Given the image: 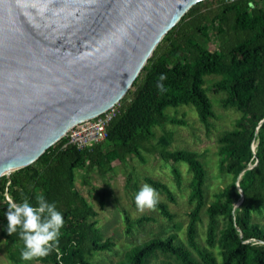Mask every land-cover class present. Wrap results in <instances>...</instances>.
<instances>
[{
    "label": "trees",
    "instance_id": "16d2710c",
    "mask_svg": "<svg viewBox=\"0 0 264 264\" xmlns=\"http://www.w3.org/2000/svg\"><path fill=\"white\" fill-rule=\"evenodd\" d=\"M215 2L205 13V20L196 14L193 6L163 37L122 98L121 111L108 126L102 142L91 150H77L66 145L62 138L31 165L13 172L9 178L0 177V224L7 243L24 247L19 229L11 235L7 232L9 206L25 199L36 206L37 197L43 196L62 213L64 227L59 237V254L53 251L48 257L38 259L41 264H92L89 262L92 252L110 250V241L101 243L96 237L90 222L95 211L75 190L74 171L96 169L104 175L112 170L114 161L122 164L133 156L144 162L141 151L154 138L153 128L166 123L184 125L182 120L165 114L169 107L192 106L199 121L209 130V120L214 118V113L203 88L204 78L219 76L220 80L210 90L214 94H225L221 101L223 108H234L242 113L235 130L219 138L220 166L232 176V181L205 211L208 217L206 245L210 249L218 246L221 261L196 242V226L206 204L205 171L198 155L184 150L167 151L165 142L160 139L159 157L165 162L185 163L191 173L189 202L193 207L186 227L188 248L176 244L173 235L163 240L152 239L127 252L125 259L117 264H145L158 252L173 256L180 264H264V243H258L264 241V228L251 223L253 210L263 209L264 212V0ZM211 22L221 40L215 51L208 50L199 41L202 36L207 37V24ZM161 74L167 76L165 92L156 87ZM249 164L254 166L242 172L238 182L241 200L236 181ZM173 174L179 183L180 173L173 169ZM145 181L173 200L163 184L151 179ZM108 195L106 191L100 195L101 204ZM155 208L172 220L166 205L158 202ZM218 217L224 219L219 230ZM146 220L141 218L138 222ZM20 253L19 250L11 254L12 259L19 262Z\"/></svg>",
    "mask_w": 264,
    "mask_h": 264
},
{
    "label": "water",
    "instance_id": "95a60500",
    "mask_svg": "<svg viewBox=\"0 0 264 264\" xmlns=\"http://www.w3.org/2000/svg\"><path fill=\"white\" fill-rule=\"evenodd\" d=\"M202 1L0 0V177L120 102L163 37ZM253 166L237 178L241 200L238 182Z\"/></svg>",
    "mask_w": 264,
    "mask_h": 264
},
{
    "label": "rangeland",
    "instance_id": "374dc122",
    "mask_svg": "<svg viewBox=\"0 0 264 264\" xmlns=\"http://www.w3.org/2000/svg\"><path fill=\"white\" fill-rule=\"evenodd\" d=\"M215 0H205L194 5L196 14L203 20L210 7H214ZM205 24V21H204ZM199 41L210 51H215L221 44L214 24H207V37ZM220 80L219 76L204 78L203 88L212 104L214 118L209 120L210 128L207 130L199 121L198 115L192 106L169 107L165 114L170 118L182 120L184 125L166 123L162 127L153 128L154 138L146 144V149L141 151L144 162L130 156L125 163H112V170L100 175L96 169L86 168L74 171L73 185L76 191L85 198L95 211V216L90 218L93 229L99 242L110 241L112 247L108 251L92 252L89 262L92 264H117L125 259L126 253L139 245L152 239H165L173 235L174 242L188 248L186 241V227L188 213L193 205L189 202V182L191 173L185 163L165 162L158 155L159 141L163 139L167 151H190L198 155V160L205 171L204 194L205 208L201 213V221L196 226V242L201 249L211 250L218 262L220 249L217 245L209 248L206 245L208 217L206 208L216 200V195L221 193L232 181V176L221 169L219 155V138L236 128L237 121L242 113L234 108H223L221 101L224 93L214 94L210 87ZM256 147V143L253 144ZM173 169L180 173L178 183L173 174ZM145 179L163 184L171 193L173 200L160 192L158 202L166 205L172 220L163 217L154 209L138 210L135 204V195L146 183ZM148 185V184H147ZM106 189V190H105ZM109 193L101 204L100 195ZM238 206V203L234 205ZM147 218L144 222H138ZM224 223L222 217L217 219V230ZM251 223L264 228L263 209L251 212ZM21 245L10 244L5 241L0 224V264H41L38 259L16 262L11 254L21 251ZM192 256L196 253L190 250ZM145 264H180L173 256L156 253L149 257Z\"/></svg>",
    "mask_w": 264,
    "mask_h": 264
},
{
    "label": "clouds",
    "instance_id": "9594fccd",
    "mask_svg": "<svg viewBox=\"0 0 264 264\" xmlns=\"http://www.w3.org/2000/svg\"><path fill=\"white\" fill-rule=\"evenodd\" d=\"M166 74H161L157 81V89L165 92ZM159 193L145 184L135 195V204L140 211L154 209L158 203ZM7 232L9 235L19 229V237L23 241L20 258L24 261L43 259L53 251L59 254V237L64 227V217L54 203H49L43 196L37 197V205L33 206L25 199L22 203H13L6 213ZM264 243V241H258Z\"/></svg>",
    "mask_w": 264,
    "mask_h": 264
},
{
    "label": "built area",
    "instance_id": "2783aa9c",
    "mask_svg": "<svg viewBox=\"0 0 264 264\" xmlns=\"http://www.w3.org/2000/svg\"><path fill=\"white\" fill-rule=\"evenodd\" d=\"M237 0H225L226 3ZM122 108L121 101L110 107L104 113L72 126L65 134V144L77 150H91L107 136L110 123L118 116ZM7 200L9 198L7 197Z\"/></svg>",
    "mask_w": 264,
    "mask_h": 264
}]
</instances>
